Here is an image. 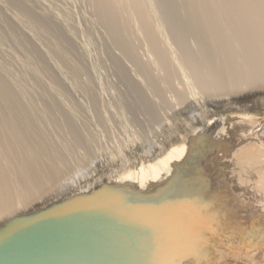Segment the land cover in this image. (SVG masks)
<instances>
[{
	"label": "bare ground",
	"instance_id": "6f19581e",
	"mask_svg": "<svg viewBox=\"0 0 264 264\" xmlns=\"http://www.w3.org/2000/svg\"><path fill=\"white\" fill-rule=\"evenodd\" d=\"M3 1L57 49L0 68V226L108 188L132 264H264V0Z\"/></svg>",
	"mask_w": 264,
	"mask_h": 264
},
{
	"label": "water",
	"instance_id": "95a60500",
	"mask_svg": "<svg viewBox=\"0 0 264 264\" xmlns=\"http://www.w3.org/2000/svg\"><path fill=\"white\" fill-rule=\"evenodd\" d=\"M128 208L139 211L141 207L129 196L102 188L13 217L0 226V264H132L134 257L143 259L138 258L142 247L137 243L142 238L124 237L129 231L118 213ZM143 218L152 221L146 215ZM157 236L144 241L155 242Z\"/></svg>",
	"mask_w": 264,
	"mask_h": 264
},
{
	"label": "rangeland",
	"instance_id": "374dc122",
	"mask_svg": "<svg viewBox=\"0 0 264 264\" xmlns=\"http://www.w3.org/2000/svg\"><path fill=\"white\" fill-rule=\"evenodd\" d=\"M24 1L29 3L28 0L27 1L24 0ZM31 1H30L31 2L30 4L32 5L34 0H31ZM56 2L58 3V1H56ZM78 2L79 3L81 2L80 4L81 5L83 4L82 6L84 7V8L82 7L81 9L79 8V12L81 10H82V12L85 11V9L88 7L87 4H85L86 2L83 1V0H77L76 3H78ZM79 3L77 4V6L81 7L79 5ZM5 5H6V10H7L8 9L7 7H9L11 4L9 2H6L4 5H2L3 7L0 6V50H1L0 51V62L2 63V64H0V68L4 67V68H6V70H7L8 67L12 68V70H10V68H9V71L12 74H14L13 72L15 71L14 75H16V76L19 75L18 78H23L22 75H24V76L26 75V77L28 76L30 79H36V78H38V76L36 77V75H38V74L33 73L34 70H35V67L33 69V66H35V64H38L37 62H39V60H38V58L36 56V53H35V50H34V48L32 46V40L31 39L34 38V37H39L40 39L42 38L41 40H43V43L45 45H48V46H50L52 48L51 49L50 47L47 46V48L50 50V53L52 51H53L52 53H54L55 52L54 50H55V48L57 49V46L54 43H52V38L50 36H48L49 34L48 35L46 34L47 33L46 31L44 32L42 29L37 27L36 24H34L35 22H31V20L32 21H34V20L30 16L31 14L29 12H27V13H29L28 14L29 16H26V17L23 16L22 17L23 18L22 21H24V23H22V22L20 23V24H22V26L20 24L16 25V23H14L13 21H11V19H9L10 17L8 16V11L5 10ZM22 6H23V4H22ZM25 20H27V21H25ZM12 25H14V26L12 27ZM25 33H26V35H25ZM89 35H90V32H88L86 34V38L87 39H89ZM46 42L48 44H46ZM58 47H63V45L62 46L58 45ZM64 47H67V46H64ZM69 47L70 46H68L65 49L68 50ZM31 49H33V51ZM3 53H5L6 55L4 54L5 55L4 56ZM58 53L60 54L61 52H59V50H58ZM62 54L63 53L60 54V58L63 59L64 66L65 67H69L68 60ZM18 64H20V65H18ZM17 69L20 70V71H18ZM44 72H45V70L41 71L40 74L41 75L45 74V76H48V75H46L47 72H45V73ZM25 78H23V79H25Z\"/></svg>",
	"mask_w": 264,
	"mask_h": 264
}]
</instances>
